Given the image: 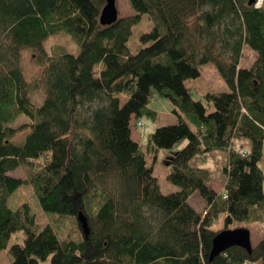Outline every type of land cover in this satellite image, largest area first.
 Listing matches in <instances>:
<instances>
[{"label":"trees","instance_id":"obj_1","mask_svg":"<svg viewBox=\"0 0 264 264\" xmlns=\"http://www.w3.org/2000/svg\"><path fill=\"white\" fill-rule=\"evenodd\" d=\"M249 1L127 0L135 14L102 25L106 0H0V252L13 232L26 234L9 248L12 264H264V237L251 252L233 246L209 259L214 236L235 221L253 222L252 208L264 203V2L256 8ZM143 14L153 27L132 53L128 41ZM62 32L79 43V54L45 48ZM23 49L45 65L36 81L47 93L39 106L29 96ZM246 49L257 54L248 67ZM208 63L229 90L195 100L185 81ZM157 97L179 119L149 134V164L131 124L158 118L150 106ZM21 115L28 121L17 125ZM243 137L252 144L248 154L232 147ZM162 149L167 180L180 187L167 194L153 166ZM213 150L229 152L226 195L212 188L209 170L190 165ZM23 165L28 178L9 175ZM25 183L45 211L77 217L84 209L89 236L79 222L76 235L40 228L28 203L10 208L9 197ZM195 193L203 213L189 202ZM221 213L224 227L214 230Z\"/></svg>","mask_w":264,"mask_h":264},{"label":"rangeland","instance_id":"obj_2","mask_svg":"<svg viewBox=\"0 0 264 264\" xmlns=\"http://www.w3.org/2000/svg\"><path fill=\"white\" fill-rule=\"evenodd\" d=\"M118 8H119V15L120 17H126L129 15L135 14V12L130 8L127 0H117ZM153 27V21L149 18L147 14H143L140 22L136 24L133 28V32L129 38L128 46L132 53H136L140 47V35L144 32H148ZM53 45H60L64 47L68 52L73 54H79L81 48L77 41L73 40L69 37L66 33L62 32L58 35L51 36L44 44L45 48L50 50ZM246 52V53H245ZM245 56L242 60V65L245 67L250 66V64L256 59L257 54L252 52L249 49L245 50ZM21 67L26 76V79L30 82V89H29V96L32 102L39 106L43 103L46 97V90L42 84L37 85L36 81L38 78L41 77L45 65L39 61L38 52H35L31 49H23L21 54ZM186 86L191 90L192 97L195 100L204 99V95L207 92L212 91H226L229 90L228 85L226 84L225 80L223 79L222 75L216 68V66L212 63H208L203 65L201 76L198 78L188 79L185 81ZM126 100L127 97H124ZM159 101L165 102V107L170 108V104L159 97ZM157 101V102H159ZM157 102L151 105L156 106L159 112L158 118L153 120L148 117H142L139 119L142 122L143 126H136V122L138 120H133L131 127L134 133L135 138L139 139L138 134L141 132L145 135L144 138L139 139L142 140L143 148L146 152V157L151 164L153 162L152 156L146 149V144L148 143V136L149 130L152 131L157 128L158 126L167 125V124H174L177 122V119H173L171 116L172 112L165 107H158ZM85 118L90 115V111L88 108L82 111ZM82 115V117H83ZM28 121V117L26 115H21L16 122L17 125L20 123H24ZM15 123V124H16ZM29 129H23L22 131L18 132L14 137L13 141L17 144H21L26 135L28 134ZM184 140L183 142H186ZM188 142V141H187ZM182 143V142H181ZM180 144V143H179ZM178 144V145H179ZM183 145L181 148H183ZM179 148V149H181ZM167 156L166 150H160L158 154V159L155 161V169L154 172L160 178L161 190L163 193H171L175 192L176 188L179 187L169 180H167V174L170 172V167L164 162V159ZM43 161V159L39 160ZM31 174V169L27 166H20L14 171H10L9 175L13 177L23 178L26 179ZM211 185H213V181L211 180ZM190 203L200 212H202V203L203 200L199 194L195 193L192 197L189 198ZM24 203H28L32 212H34L37 216L38 223L40 228L44 227L47 224H52L59 234L62 237L64 234H77L78 229V220L77 217L74 215H60L57 213H52L45 211L40 203L38 196L34 190V188L29 183H25L21 185L10 197L8 200V205L10 208L16 210L20 208ZM225 213H221L217 219H215L212 228L214 230H219L224 227L225 224ZM250 228L251 230V242L252 244L257 243L261 238L264 237V225L261 223H251L248 221H235L230 224V227H246ZM26 234L24 230H18L12 233L8 248L2 250L0 252V264H12V254L9 251L10 246L15 243H24ZM256 264H260L259 262Z\"/></svg>","mask_w":264,"mask_h":264},{"label":"crops","instance_id":"obj_3","mask_svg":"<svg viewBox=\"0 0 264 264\" xmlns=\"http://www.w3.org/2000/svg\"><path fill=\"white\" fill-rule=\"evenodd\" d=\"M158 99H159V97H157V99L153 100L152 102L155 103V102L159 101ZM162 99H164V98H162ZM164 100H166V99H164ZM166 101L170 104V102L168 100H166ZM152 102H151V104H152ZM157 104H158V107H165L166 106L164 101H159V102H157ZM150 106H151V108L154 111H156V113H158V115L161 113V112L158 111L156 106H153V105H150ZM165 108L170 110L171 112L173 111V107H172L171 104H170V108L169 107H165ZM171 116H174L172 118L173 119L174 118L177 119V122H178L179 118H178V116L176 114H174L172 112ZM142 126L143 125H141V127ZM148 132L150 134L152 132V129L149 130ZM132 137H133L134 140H136V141L140 142L141 144H143L142 140H139V139L144 138L145 135L140 132L138 134L139 139H137V138H135L133 130H132ZM186 144H187V141L183 142L182 144L179 145V148H181L183 145H186ZM232 147L235 150H238V151H241V152L243 151L244 153L248 154V153L251 152L252 144H251V141L249 139H247V138H244V137L243 138H235L233 140ZM228 163H229V152L225 151V150H213V151H209V152L205 153L204 155L198 154V155H195L190 160V165L192 167L206 169V170H209L211 172L212 181H213V185H211V186L219 194H225V185H226V182H227V179H228V175H227L225 169L228 166ZM262 165L264 167V143H263ZM153 166H154V169H155V163L153 164ZM263 187H264V183H263ZM179 189H180V187H177L176 191L179 190ZM202 206H203L202 207V212L198 211L194 206L193 207L198 212L203 213L204 210H205V207H206V204H205L204 201L202 203ZM251 218L253 219L252 220L253 222H255V223L258 222V223H261V225H264V203L261 206H259V207H253L252 208V210H251ZM255 219H258V221L255 220ZM253 222H251V223H253ZM258 262L260 264H262V261H258ZM258 262H256V263H258ZM256 263H254V264H256Z\"/></svg>","mask_w":264,"mask_h":264},{"label":"water","instance_id":"obj_4","mask_svg":"<svg viewBox=\"0 0 264 264\" xmlns=\"http://www.w3.org/2000/svg\"><path fill=\"white\" fill-rule=\"evenodd\" d=\"M253 3L254 0L249 1V5ZM119 18L120 15L117 0H106V3L101 11L100 23L102 25H110L116 22ZM77 220L84 237L87 238L90 234V226L88 216L84 209L77 213ZM233 246H240L251 252V231L246 227H236L219 231L212 240V247L209 255L210 261L226 249Z\"/></svg>","mask_w":264,"mask_h":264},{"label":"built area","instance_id":"obj_5","mask_svg":"<svg viewBox=\"0 0 264 264\" xmlns=\"http://www.w3.org/2000/svg\"><path fill=\"white\" fill-rule=\"evenodd\" d=\"M263 1H264V0H256L255 7H256V8H260V7L263 5Z\"/></svg>","mask_w":264,"mask_h":264},{"label":"clouds","instance_id":"obj_6","mask_svg":"<svg viewBox=\"0 0 264 264\" xmlns=\"http://www.w3.org/2000/svg\"><path fill=\"white\" fill-rule=\"evenodd\" d=\"M264 2V1H263Z\"/></svg>","mask_w":264,"mask_h":264}]
</instances>
